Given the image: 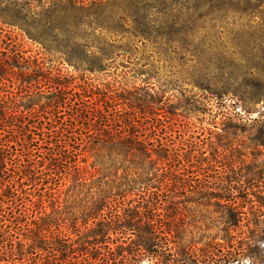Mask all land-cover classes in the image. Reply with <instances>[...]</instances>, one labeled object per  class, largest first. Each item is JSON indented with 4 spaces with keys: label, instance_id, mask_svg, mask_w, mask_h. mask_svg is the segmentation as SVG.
I'll return each mask as SVG.
<instances>
[{
    "label": "trees",
    "instance_id": "1",
    "mask_svg": "<svg viewBox=\"0 0 264 264\" xmlns=\"http://www.w3.org/2000/svg\"><path fill=\"white\" fill-rule=\"evenodd\" d=\"M0 25L45 56L0 28V264H140L150 253L153 264H196L157 240L166 225L156 212L182 203L180 180L185 205L206 190L181 178L183 145L179 152L167 127L149 123L155 112L136 115L140 99L127 89L78 83L49 59L97 74L130 55V0H0ZM248 248L213 249L205 260L231 264Z\"/></svg>",
    "mask_w": 264,
    "mask_h": 264
},
{
    "label": "rangeland",
    "instance_id": "2",
    "mask_svg": "<svg viewBox=\"0 0 264 264\" xmlns=\"http://www.w3.org/2000/svg\"><path fill=\"white\" fill-rule=\"evenodd\" d=\"M0 28L27 54L45 57L18 30ZM119 55L97 74L49 59L78 83L127 89L130 100L140 99L136 115L155 112L146 115L149 123L167 127L179 152L183 145L181 178L189 177L195 192L206 190L195 195L198 203L185 205L180 180L175 195L182 203L156 212L166 225L157 239L161 249L207 264L213 249L226 254L248 246L231 264H264V207L257 204L264 197V0H130V55ZM151 255L140 264H153Z\"/></svg>",
    "mask_w": 264,
    "mask_h": 264
}]
</instances>
